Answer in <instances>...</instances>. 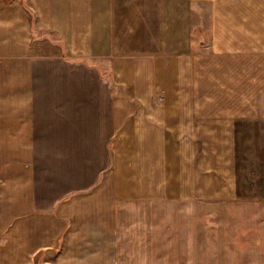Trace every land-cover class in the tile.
<instances>
[{
	"label": "crops",
	"instance_id": "1",
	"mask_svg": "<svg viewBox=\"0 0 264 264\" xmlns=\"http://www.w3.org/2000/svg\"><path fill=\"white\" fill-rule=\"evenodd\" d=\"M124 199L264 205V0H0V264H118Z\"/></svg>",
	"mask_w": 264,
	"mask_h": 264
},
{
	"label": "rangeland",
	"instance_id": "2",
	"mask_svg": "<svg viewBox=\"0 0 264 264\" xmlns=\"http://www.w3.org/2000/svg\"><path fill=\"white\" fill-rule=\"evenodd\" d=\"M263 207L124 199L117 208L118 264H264Z\"/></svg>",
	"mask_w": 264,
	"mask_h": 264
},
{
	"label": "trees",
	"instance_id": "3",
	"mask_svg": "<svg viewBox=\"0 0 264 264\" xmlns=\"http://www.w3.org/2000/svg\"><path fill=\"white\" fill-rule=\"evenodd\" d=\"M3 1H7V0H3Z\"/></svg>",
	"mask_w": 264,
	"mask_h": 264
}]
</instances>
